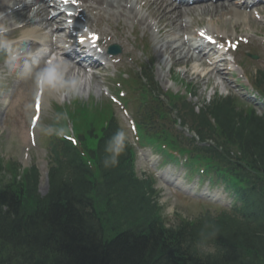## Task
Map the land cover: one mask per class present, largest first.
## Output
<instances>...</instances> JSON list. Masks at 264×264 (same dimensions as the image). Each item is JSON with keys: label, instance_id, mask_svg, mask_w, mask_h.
Wrapping results in <instances>:
<instances>
[{"label": "trees", "instance_id": "1", "mask_svg": "<svg viewBox=\"0 0 264 264\" xmlns=\"http://www.w3.org/2000/svg\"><path fill=\"white\" fill-rule=\"evenodd\" d=\"M181 103L178 116L200 137V143L189 138L191 147L182 152L190 154L194 166L227 182L239 206L232 212L206 211L195 220L181 218L167 227L152 182L129 181L130 148L118 166L106 169L100 163L103 176L97 185L76 155L57 153L45 197L37 193L35 168L20 179L16 169L10 180L0 179V264H264V116L230 97H217L200 112ZM154 114L168 115L158 107ZM114 129L112 124L106 130ZM167 136L166 130L153 134L157 141ZM209 140L213 143L205 144ZM67 171H81L84 182ZM107 181L118 190L126 182L125 206L107 198L99 202L97 194ZM84 194L91 200L79 201Z\"/></svg>", "mask_w": 264, "mask_h": 264}, {"label": "rangeland", "instance_id": "2", "mask_svg": "<svg viewBox=\"0 0 264 264\" xmlns=\"http://www.w3.org/2000/svg\"><path fill=\"white\" fill-rule=\"evenodd\" d=\"M246 19L243 18L240 21L233 20L232 23L225 24L222 21H214V24L210 23V18L207 16H204L202 18H197L195 21L193 19V26H196L199 24L201 20H203V23L211 24L215 27V29H230L233 32L236 30L239 33H244L247 35H253V34H260V36L253 37L254 42L251 44H248L247 46L244 45L241 51L237 53V58H244V61L249 63L251 61H255L256 64H259V66L264 67V22L260 20H253L252 15L248 14V12H245ZM252 17V18H251ZM249 19H251V22H249ZM249 22V23H248ZM228 23V22H227ZM202 24V23H201ZM237 26L235 29L233 26ZM218 29V30H219ZM248 30V31H247ZM141 31V30H140ZM137 30L134 33V36L132 35V28L127 27L126 29V35L129 37L130 43H126V49L124 48V52L121 54L122 61L120 64H114L108 69H105L102 71V73H118L119 69L122 71H126L130 68H136L139 64L145 62L146 60H150L151 58L154 59L155 64V80L160 82V80L165 84L166 80L169 79L170 75L175 77L177 76L179 80H183L185 82H192V84L196 87V90H198L199 97L193 98L192 101L198 102L202 99L209 98L215 91H219L221 94H233L238 95L241 94L240 88L236 86V84H232L228 87L227 79L234 80L239 76H243V80H247V77H250L251 72L248 75H244L241 72H237L236 74H233L232 71L229 75H227V69H224V72L222 76H217L215 72H212L208 74L207 76H201L196 75V72L202 73V71L199 69L198 66L190 62L189 66L185 64H180V68H172L171 64H166L165 60L168 58V55L164 53L163 56L159 55L160 51H157V47H160L157 44L156 38H154V29L153 30H143L140 32ZM232 32V33H233ZM168 34H165L162 37H166ZM175 36L178 35L175 33ZM260 42L263 45H260ZM179 41L176 42L178 44ZM134 45V48L131 47V45ZM175 44V45H176ZM175 45L170 44L171 47H175ZM164 48V47H163ZM166 48V47H165ZM126 50V51H125ZM248 51H255L259 55V60H252L246 57V52ZM129 52V53H128ZM162 57V59H160ZM166 64L165 68H162L161 64L158 62ZM254 64L253 62H251ZM222 67V66H221ZM170 68V73H169ZM225 68V67H222ZM257 68L252 69V74L254 71L256 72ZM162 75H164V79H162ZM94 81L98 84L97 90L94 94L95 97L98 100L106 99V95H104V91L101 89L106 88V83L104 85L102 75L96 77L93 75ZM172 85V87H167L163 89L173 90L175 92L179 90H184V84H180L176 82L175 84H169ZM8 88L11 90V93L8 97H11L10 105L6 106L2 102V99H0V155L4 156L5 158H12L13 160L21 161L23 157V153L25 150V147L29 145V137H28V122L30 120L31 115L33 114V107L31 110L27 108V105L31 102L33 104V100L30 98V89L26 84H21L19 82H16L9 78L8 80ZM110 91H112V88L115 89V82L112 84H109ZM162 87V86H161ZM92 95L89 98H84L83 100L90 101L92 99ZM57 99V98H56ZM55 97H51L50 101H48L47 106L44 109L43 116H42V124L46 128L48 125L52 124V121L54 120V117L56 116V108L55 103L58 102H65L70 101L71 99L65 98L63 100L59 99L60 101H57ZM243 100V99H242ZM244 101V100H243ZM61 104V103H60ZM261 110L264 109V107H258ZM120 111V110H118ZM119 114V113H118ZM124 127L125 131L129 134L130 139H132V132L129 129V123L126 116L122 114V112L119 114ZM7 127L12 128V135L9 137L2 136V131L4 129H7ZM39 132V131H37ZM2 137V138H1ZM49 135H41L40 137V144L39 147L34 148L32 150V158L29 162V164L37 162L40 167L43 168L42 170V180L40 184V191L41 193H45L47 181L45 180V173L47 171V165L43 167V163L45 161V145L46 140L48 139ZM148 156L140 157L138 158L137 162V168L139 172H148V162L149 164L155 162L157 163L158 160H160L162 157L160 154L155 153L152 154L151 149L145 150ZM154 163L153 168L156 166ZM162 166L158 168L157 173L161 177L158 180V187L162 188L164 187V191L161 192L163 201L167 202L166 204V212H173L178 211L184 216L193 218L206 210L208 207H199L198 206V199L206 201V199H203L201 197H198L199 195H191L190 192L195 189L196 191L200 192L201 189L205 188L206 186L210 185V180L207 178L202 180L199 184L198 188H195L197 186V180L198 176H193V178L190 180V175L187 172V176L185 179L186 169L183 166L177 165V164H171L172 166L162 163ZM170 174H174L175 176H180V180L176 181L174 180V184H171L170 181ZM189 176V177H188ZM178 182V183H175ZM185 183V184H184ZM212 193H219L224 194L223 197H221L220 202H226L225 199L226 195L225 192H223L224 185L221 183H212ZM211 202V201H206ZM214 207V206H212ZM214 209V208H212Z\"/></svg>", "mask_w": 264, "mask_h": 264}, {"label": "clouds", "instance_id": "3", "mask_svg": "<svg viewBox=\"0 0 264 264\" xmlns=\"http://www.w3.org/2000/svg\"><path fill=\"white\" fill-rule=\"evenodd\" d=\"M30 0H24V3ZM23 7V3L12 0L5 11H0V99L7 98L11 90L8 80L26 84L30 89L31 100L42 96H55L61 100L83 99L94 94L98 84L89 69H77L74 63L62 53L54 52L52 47L41 42L43 35L36 21L35 10L30 11L24 19H17L15 13ZM15 24V28L10 27ZM103 90V89H101ZM30 102L27 108L31 110ZM67 111H57L53 124L46 128L42 122L38 126L41 135L69 138L72 128ZM131 145L129 134L118 130L104 145L102 165L104 168L118 166L121 155Z\"/></svg>", "mask_w": 264, "mask_h": 264}, {"label": "bare ground", "instance_id": "4", "mask_svg": "<svg viewBox=\"0 0 264 264\" xmlns=\"http://www.w3.org/2000/svg\"><path fill=\"white\" fill-rule=\"evenodd\" d=\"M12 0H0V11H5ZM17 3H23L24 0H16ZM131 4V5H129ZM143 4L144 8L149 11V14L155 16V19L158 20L159 24V32L165 31L168 27L178 28L181 31L186 30L187 18L192 17L196 14L204 15H217L219 13H223V22L232 23L231 20H241L245 18L243 11L240 6L231 5V0H219L208 3H203L200 5L194 6H186L179 7L176 6L173 0H90V2L86 5H83V17L87 21H91L92 17H97L101 19L103 22L108 21V26L110 27L112 22H116L121 24H127L128 22H132L133 24H145L146 21L144 17L141 15V11L139 10V6ZM241 4V3H240ZM129 5V7L127 6ZM242 6L245 3L241 4ZM38 6L37 9L35 7ZM230 8V10H229ZM35 10L36 19H39V23H45L46 26H52L54 22H59L60 25L64 24V18H50L49 9L45 4L44 0H30L23 5L22 8L17 10L16 12L23 14H27ZM246 19V18H245ZM38 23V20H36ZM249 23V22H248ZM42 29V26H40ZM104 33H110L109 30H103ZM43 35L40 37L41 42L48 41L47 34L43 31ZM184 49L186 48V44L184 43ZM184 49L181 48L179 52L183 54ZM196 48H191L189 46L187 53L185 52L182 57L177 60L178 63H186L192 57L191 50H195ZM163 52L169 53L171 58H175L178 53L177 49H163ZM197 56L201 60L203 65H207L205 63L206 54L197 52ZM214 65V64H213ZM212 72H216L220 74L221 71L217 68V66H213L211 69ZM51 96V95H50ZM50 96H43V107H45L46 102L49 100Z\"/></svg>", "mask_w": 264, "mask_h": 264}, {"label": "snow or ice", "instance_id": "5", "mask_svg": "<svg viewBox=\"0 0 264 264\" xmlns=\"http://www.w3.org/2000/svg\"><path fill=\"white\" fill-rule=\"evenodd\" d=\"M203 35V34H202ZM209 40H211V38L209 37ZM35 107H36V109H37V111H39L40 110V104H39V101L37 100V102H36V105H35ZM36 119H39L38 117L36 118Z\"/></svg>", "mask_w": 264, "mask_h": 264}]
</instances>
